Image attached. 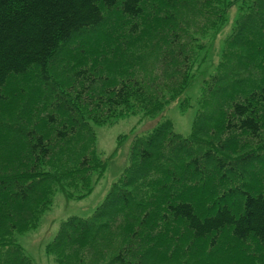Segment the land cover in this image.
Masks as SVG:
<instances>
[{"label": "trees", "instance_id": "obj_1", "mask_svg": "<svg viewBox=\"0 0 264 264\" xmlns=\"http://www.w3.org/2000/svg\"><path fill=\"white\" fill-rule=\"evenodd\" d=\"M196 83L191 132L137 135L94 212L46 244L54 264L263 261L264 0H0V264H33L18 236L58 191L92 193L95 126L155 118Z\"/></svg>", "mask_w": 264, "mask_h": 264}, {"label": "rangeland", "instance_id": "obj_2", "mask_svg": "<svg viewBox=\"0 0 264 264\" xmlns=\"http://www.w3.org/2000/svg\"><path fill=\"white\" fill-rule=\"evenodd\" d=\"M236 13L235 7L228 11V23L213 43L212 59L209 62L212 66L217 63L220 42L230 32ZM204 72L205 69H198L197 73L200 80L209 73L205 72L206 74H204ZM192 89V91L187 92L169 104L162 114L155 118L143 117L141 114L130 115L112 125L94 127L96 149L100 157L106 160V170L102 178L94 186L92 193L83 199L66 200L63 194L58 191L54 196L50 210L43 215L38 227L33 231L18 236L24 253L32 260L33 264H54L52 258L45 254L44 248L46 244L53 239L61 222L71 216L88 217L94 212L111 185L119 178L123 169L127 166L129 148L137 135L146 133L163 119L170 120L174 131L182 136H187L191 132L192 122L196 114L194 102L199 94L198 83ZM185 97H188L191 103L189 107L183 110L179 106ZM123 136H126V138L120 141L119 146H117L119 138L122 139L124 138ZM250 243V246H254L252 247L253 253L261 255L260 260H263L258 264H264V247Z\"/></svg>", "mask_w": 264, "mask_h": 264}]
</instances>
